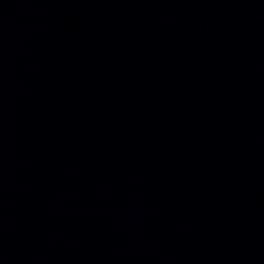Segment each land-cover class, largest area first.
I'll list each match as a JSON object with an SVG mask.
<instances>
[{"label":"water","instance_id":"water-1","mask_svg":"<svg viewBox=\"0 0 264 264\" xmlns=\"http://www.w3.org/2000/svg\"><path fill=\"white\" fill-rule=\"evenodd\" d=\"M0 264H264V0H0Z\"/></svg>","mask_w":264,"mask_h":264}]
</instances>
